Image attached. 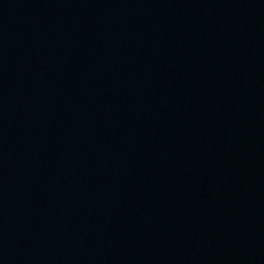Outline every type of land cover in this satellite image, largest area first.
<instances>
[{
    "label": "water",
    "instance_id": "water-1",
    "mask_svg": "<svg viewBox=\"0 0 264 264\" xmlns=\"http://www.w3.org/2000/svg\"><path fill=\"white\" fill-rule=\"evenodd\" d=\"M0 264H264V0H0Z\"/></svg>",
    "mask_w": 264,
    "mask_h": 264
}]
</instances>
